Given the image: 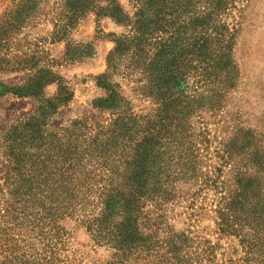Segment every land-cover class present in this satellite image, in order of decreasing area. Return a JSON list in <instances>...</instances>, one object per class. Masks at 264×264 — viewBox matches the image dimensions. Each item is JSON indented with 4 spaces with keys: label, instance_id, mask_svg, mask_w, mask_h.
<instances>
[{
    "label": "trees",
    "instance_id": "1",
    "mask_svg": "<svg viewBox=\"0 0 264 264\" xmlns=\"http://www.w3.org/2000/svg\"><path fill=\"white\" fill-rule=\"evenodd\" d=\"M128 1L133 16L117 0L61 2L54 27L63 41L90 12L129 31L114 40L109 74L97 80L108 94L94 101L93 108L110 111V121L70 120L47 132L46 138L54 137L59 145L62 184L46 186L44 198L51 199L58 190L61 201L57 210L51 203L46 224L35 216L34 222L44 227L43 240L49 243L21 263L67 262L66 257L65 261L57 257L49 228L58 211L60 220H75L92 247L111 253L104 264H128L132 259L145 264H187L185 251L193 248L196 264H218L220 244L194 232L175 234L169 227L162 239L155 240L149 229L151 214L163 220L168 205L187 188L190 221H198L212 196L209 207L216 233L239 241L243 255L222 264H264V133L246 131L232 121L231 137L215 145L206 122L207 115L216 118L223 113L239 87L234 16L239 0ZM13 4L14 21L23 27L38 2L14 0ZM67 56L70 60L82 57L71 48ZM123 56L130 59L129 77H142L138 90L152 104L147 114H135L103 81L117 72ZM44 74L39 79L43 84L59 82ZM219 123L228 124L226 118ZM33 133L27 135L31 146L44 134ZM35 147L34 155L40 159L42 145Z\"/></svg>",
    "mask_w": 264,
    "mask_h": 264
},
{
    "label": "rangeland",
    "instance_id": "2",
    "mask_svg": "<svg viewBox=\"0 0 264 264\" xmlns=\"http://www.w3.org/2000/svg\"><path fill=\"white\" fill-rule=\"evenodd\" d=\"M13 1L0 0V28L5 21L9 23L0 32V264H23V258L41 252L43 244L48 245L49 241L41 235L42 223L34 219L37 215L46 224L51 203L57 210L60 192L57 190L49 200L44 197L46 186H61L62 164L58 142L54 137L46 138L47 132L70 120L96 117L99 122L110 121V111L93 108L94 101L105 99L108 94L97 85V80L109 74L108 58L116 47L114 40L129 31L110 18L90 12L63 41L54 27L62 0H37L36 9L29 13L23 27L14 21ZM117 1L133 16L128 0ZM234 16L238 24L235 57L240 81L228 99L226 111L216 118L206 116L215 145L231 137L232 121L246 131L264 133V0H239ZM69 48L82 57L70 60ZM129 63L130 59L123 56L117 72L103 81L130 104L135 114H147L152 104L138 90L142 77H129ZM45 72L46 78L54 77L60 83L43 84L39 79ZM35 87L39 89L33 94ZM38 99L43 102L44 115H40ZM31 117L37 118L31 121ZM223 118L227 125L219 123ZM40 132L44 133L43 138L31 146L27 135L38 136ZM37 144L42 145L44 154L40 159L34 155ZM46 173H50L47 179ZM186 189L168 205L163 220H157L158 214H151L149 229L154 232V239H162L168 227L175 234L194 232L221 245L216 263L239 259L243 254L238 239L221 238L216 233L215 215L209 207L212 196L198 221H190L191 202L185 199L189 193ZM55 213L54 224L49 228L59 260L65 261L66 257L65 264H104L110 260L111 253L92 247L88 234L78 228L74 219L62 221L58 211ZM193 249L185 251L187 264H196ZM128 264L145 263L132 259Z\"/></svg>",
    "mask_w": 264,
    "mask_h": 264
}]
</instances>
